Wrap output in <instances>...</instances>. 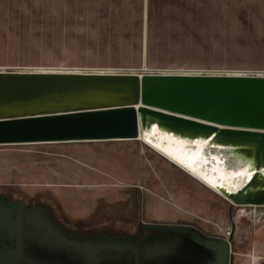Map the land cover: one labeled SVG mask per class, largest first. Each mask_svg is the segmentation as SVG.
Returning a JSON list of instances; mask_svg holds the SVG:
<instances>
[{"label": "rangeland", "instance_id": "obj_1", "mask_svg": "<svg viewBox=\"0 0 264 264\" xmlns=\"http://www.w3.org/2000/svg\"><path fill=\"white\" fill-rule=\"evenodd\" d=\"M220 2L221 6L205 13L200 9L187 15V31L170 32L185 45L170 47L172 64L163 67L62 61L86 58L80 54V42L75 46L74 32L32 29L24 20L16 29L10 16L18 21L19 15L7 10L0 14V71L111 68L264 73V0ZM143 37L142 52L144 33ZM0 193L43 202L56 218L78 222L84 230L103 226L111 231L122 225L138 229L148 223L190 224L215 235L232 229L231 264H264V205L231 203L142 141L0 144ZM0 202L4 205L1 197ZM3 212L6 215L5 205L0 220ZM135 231L124 234L131 237Z\"/></svg>", "mask_w": 264, "mask_h": 264}, {"label": "water", "instance_id": "obj_2", "mask_svg": "<svg viewBox=\"0 0 264 264\" xmlns=\"http://www.w3.org/2000/svg\"><path fill=\"white\" fill-rule=\"evenodd\" d=\"M157 133L186 141L188 151L205 143L201 170L209 183L233 204L264 205L263 76L0 71V144L139 137L148 142L144 138L154 140ZM238 166L250 178L236 190L221 184ZM11 220L2 213V226L9 229ZM145 228L189 231L214 254L210 264H228L226 240H202L189 227Z\"/></svg>", "mask_w": 264, "mask_h": 264}, {"label": "flooded vegetation", "instance_id": "obj_3", "mask_svg": "<svg viewBox=\"0 0 264 264\" xmlns=\"http://www.w3.org/2000/svg\"><path fill=\"white\" fill-rule=\"evenodd\" d=\"M0 197L13 220L9 229L0 224V264H210L214 260V254L191 232L145 228L149 225L193 228L202 240L222 239L230 244L233 240L232 229L215 235L190 224L148 223L139 224L138 229L122 225L111 231L89 226L84 230L78 222L56 218L43 202L1 193ZM132 230H136L134 236L124 234Z\"/></svg>", "mask_w": 264, "mask_h": 264}, {"label": "crops", "instance_id": "obj_4", "mask_svg": "<svg viewBox=\"0 0 264 264\" xmlns=\"http://www.w3.org/2000/svg\"><path fill=\"white\" fill-rule=\"evenodd\" d=\"M220 3V0H0V14L10 10L11 14L19 15L18 21L10 16L16 29L21 26L18 22L24 20L32 29L74 32L75 46L78 42L81 45V50L75 51L80 50L86 58L62 61L141 67L146 63L163 67L172 64L169 48L180 49L185 45L175 36L178 34L170 32L187 31L190 29L187 15H195L200 9L205 13V9L217 8ZM199 6L202 8L196 9ZM21 17H28L30 22ZM143 33L144 52L141 51Z\"/></svg>", "mask_w": 264, "mask_h": 264}, {"label": "bare ground", "instance_id": "obj_5", "mask_svg": "<svg viewBox=\"0 0 264 264\" xmlns=\"http://www.w3.org/2000/svg\"><path fill=\"white\" fill-rule=\"evenodd\" d=\"M36 72H50V71H43L42 68L40 69H33L30 71ZM52 72H110L112 71L111 68H93L91 70H83L82 68H68V69H49ZM59 70V71H58ZM60 70H70V71H60ZM132 72H136L134 70H130ZM219 70H210V73L206 74H232V75H241V76H247L251 75L250 73H247L248 71H243L240 73L231 71V72H217ZM250 72V71H249ZM258 76H264L263 72L258 71ZM140 73V72H139ZM161 74H205L199 71H183V70H168V71H162ZM256 75V74H254ZM146 141H143L140 137L136 140L142 141L146 145H148L150 148L155 150L157 153L164 156L166 159H168L170 162L181 168L182 170L186 171L188 174H190L192 177H194L196 180L216 192L217 194L221 195L222 197L229 200L223 193H221L219 190H217L215 187H213L209 183V177L207 176L206 171H202V164L207 161L205 160V157H202L200 154L202 147L205 143L203 142H196L198 145L197 149L188 151L185 149L186 141L178 140L175 138H172L171 136L163 135L160 133H157L156 136H154V140L144 138ZM54 142V141H51ZM37 143V142H36ZM218 163H220V157L217 155L213 156ZM202 171V172H201ZM251 174H247L246 168L243 166L238 167H231L230 170H228L224 176V178L221 179V184L226 185L229 189L236 190L240 186H242L249 178Z\"/></svg>", "mask_w": 264, "mask_h": 264}, {"label": "built area", "instance_id": "obj_6", "mask_svg": "<svg viewBox=\"0 0 264 264\" xmlns=\"http://www.w3.org/2000/svg\"><path fill=\"white\" fill-rule=\"evenodd\" d=\"M3 71H6V70H3ZM121 71H130L128 69H112V71L110 72H121ZM136 72H139L138 70H136ZM141 73H150V74H154V73H159L161 74V72H159L158 70H150V69H141L140 70ZM256 75L254 74H251V75H247V76H258L257 73H255ZM264 74V73H263ZM264 77V76H263ZM224 233V231H222ZM229 243V242H228ZM229 253L232 257V254H233V251L231 249V244L229 243Z\"/></svg>", "mask_w": 264, "mask_h": 264}]
</instances>
